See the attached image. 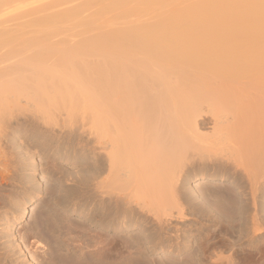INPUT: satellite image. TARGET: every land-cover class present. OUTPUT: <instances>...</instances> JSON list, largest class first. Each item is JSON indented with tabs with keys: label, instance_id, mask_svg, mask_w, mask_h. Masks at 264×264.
<instances>
[{
	"label": "bare ground",
	"instance_id": "bare-ground-1",
	"mask_svg": "<svg viewBox=\"0 0 264 264\" xmlns=\"http://www.w3.org/2000/svg\"><path fill=\"white\" fill-rule=\"evenodd\" d=\"M0 16V264H264V0H0ZM66 156L80 175L56 193L44 173ZM38 172L46 222L17 237Z\"/></svg>",
	"mask_w": 264,
	"mask_h": 264
},
{
	"label": "rangeland",
	"instance_id": "rangeland-1",
	"mask_svg": "<svg viewBox=\"0 0 264 264\" xmlns=\"http://www.w3.org/2000/svg\"><path fill=\"white\" fill-rule=\"evenodd\" d=\"M80 1V0H79ZM82 1V0H81ZM186 1V0H185ZM188 1H190V0H188ZM196 1V0H195ZM75 2H77V1H75ZM183 2V1H182ZM185 2H183V4H184ZM187 3V2H186ZM96 8H97V6H96ZM95 7H93V9L91 10L90 8V10H91V14H90V10H88V11H85V12H83V16H85V14H86V16L87 15H92V13L94 14V13H96V9ZM87 12H89V13H87ZM85 13V14H84ZM112 13V12H111ZM110 13V17H112V14ZM109 14V13H108ZM107 14V15H108ZM106 15V16H107ZM113 15L115 16V14L113 13ZM148 15V14H147ZM150 15V14H149ZM148 15V16H149ZM147 16V17H148ZM0 17H2V16H0ZM145 17H146V15H144V17H143V19H145ZM146 17V18H147ZM151 17V16H150ZM3 18V17H2ZM106 19L107 18H109V17H105ZM110 19H112V18H110ZM0 20H1V18H0ZM116 21H117V19H116ZM118 21H121V19H119ZM121 23V22H120ZM75 24V25H74ZM74 24H72V23H67V25L68 26H70L71 28L69 29V27L68 26H66V24H65V26H63L62 27V29L60 28V30L59 31H65V32H69V30L71 31L70 33H71V36H73L72 34L73 33H76V34H79V36H75V38L77 37V38H82V36H84L85 34H86V32L84 33L83 31L84 30H82L83 29V27H79V28H77L78 26H80L78 23H74ZM114 24H116V22L114 23ZM122 24V23H121ZM120 24V25H121ZM73 25V26H72ZM117 25H119V23H117L114 27H116ZM119 25V26H120ZM64 28V29H63ZM75 28V30H73V29ZM80 28H81V30H80ZM106 29H109V28H107V27H105ZM65 29H68V30H65ZM76 29H78V30H76ZM95 29L97 30L98 28H96V27H94V29L92 28V30L91 29H89L88 31H90V32H88V33H90V34H87L88 36L89 35H92V34H96L97 33V31H95ZM72 30H73V33H72ZM98 30H100V28L98 29ZM101 30H102V28H101ZM61 31V32H62ZM64 32V33H65ZM80 32H82V33H80ZM92 32H96V33H92ZM100 31H98V33H99ZM70 33H69V35H68V33L67 34H65L64 36L66 37V36H68V37H70ZM97 33V34H98ZM59 34H60V32H59ZM59 34H58V36H59ZM63 34V33H62ZM75 34V35H76ZM61 35V34H60ZM62 36V35H61ZM63 36V37H64ZM86 36V35H85ZM62 37V38H63ZM59 38H60V36H59ZM74 38V39H75ZM57 39H58V37H57ZM68 158V159H67ZM40 160V158L38 157L37 158V160ZM73 161V162H72ZM55 166L53 167L54 168V170L56 171H54L53 170V168H51L50 169V171H45V176L46 177H48V175H50L51 177L49 178L50 179V181H49V183H51V185H57V186H51L50 185V189H55V192L56 193H58V191L57 190H59V188H60V190L59 191H62V189L64 190V188H62V187H60V185L63 183V185H61V186H64V187H69V189H71V188H76V180H72L73 178L74 179H77V178H79V177H76V176H79L80 174H77L76 172L78 171V170H80V168H81V166H82V164L80 163V162H74V160H72V156H66L65 158H57L56 159V161H55V164H54ZM39 171L41 172V167H40V169H39ZM51 171H52V173H51ZM54 171V172H53ZM62 171V172H61ZM40 172H38L37 173V178H40L41 179V177H39V176H41V173ZM47 172H50L51 174H49V173H47ZM79 172V171H78ZM74 173L75 174H77V175H75V177L73 176L74 175ZM48 174V175H47ZM54 174V175H53ZM65 174H67V175H65ZM60 179H59V178ZM58 178V179H57ZM60 180H61V182H60ZM73 181H74V183H73ZM66 182V183H65ZM198 182H200V181H196V180H194L193 181V186L195 185V186H202L201 184L199 185V183ZM39 187H41L43 190H42V193L40 194V196H39V201H37L35 204H33V205H30L29 206V209L27 210V212H26V214H25V217H24V219H23V221L22 222H20V223H18L17 225H16V227L13 229V232H15V234L17 235V237H19L20 235H22L24 232H25V229L27 228V227H29V225L30 224H33L34 223V221H35V223L39 220V221H41V222H44L45 220H46V218L44 219V216H42V211H44L47 207H45V206H43V205H46V203H48V201H50V199H49V197L48 198H46L47 196H46V188H47V186L45 185V183H44V180L43 179H41V181H39ZM203 185H205V184H203ZM207 185V184H206ZM220 185V184H219ZM70 186H72V187H70ZM208 186V185H207ZM53 187V188H52ZM55 187V188H54ZM56 187H58V188H56ZM62 188V189H61ZM66 188V189H67ZM20 190V189H19ZM18 193V191H16V194ZM44 193V194H43ZM19 196V195H18ZM42 199V200H41ZM48 200V201H47ZM43 201H44V203H43ZM40 202V203H39ZM43 203V204H42ZM50 204V203H49ZM44 208V209H43ZM56 211V213H59L60 211V214H62L63 213V210L61 209V208H58V210L57 209H55ZM54 211V210H53ZM53 211L51 212V211H49V212H51V213H47L48 214V217L47 218H51L52 217V215L51 214H53ZM57 211H59V212H57ZM40 212H41V214H40ZM55 212H54V214H55ZM49 215H50V217H49ZM70 215V216H69ZM68 218H70L71 220H74V221H76L77 223H83V220H84V215L83 214H81V213H79V212H75V213H69L68 214ZM46 222V221H45ZM124 231V232H123ZM120 233L122 234V235H124V236H133V235H142L138 230H136L135 229V227H130V228H127V229H125V230H121L120 231ZM193 235H195V236H193ZM193 237V238H192ZM192 237H191V239H192V243H191V248H192V252H195V247L197 246V242L195 241L194 242V239L195 240H197L196 238H199L198 237V233L197 232H195L194 234H192ZM206 239V238H205ZM62 243V241L61 240H57V244H61ZM197 248V247H196ZM195 249V250H194ZM188 251H191L189 248H184L183 250H182V254H184V255H187L188 254ZM153 257L158 261H160L161 259H165V258H167V256H165V255H162V254H154L153 255ZM29 260H30V262H32V259H30V257H27V256H25V255H20L19 256V259H16L15 260V262H16V264H30L29 263ZM26 262H28V263H26ZM44 264H51V263H48V262H44ZM172 264H176V263H172ZM216 264H225L224 263V260H219Z\"/></svg>",
	"mask_w": 264,
	"mask_h": 264
}]
</instances>
